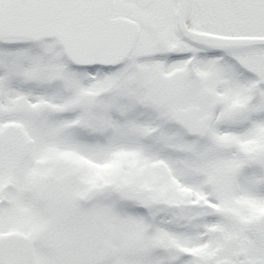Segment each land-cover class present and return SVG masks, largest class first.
<instances>
[{"label": "snow or ice", "instance_id": "obj_1", "mask_svg": "<svg viewBox=\"0 0 264 264\" xmlns=\"http://www.w3.org/2000/svg\"><path fill=\"white\" fill-rule=\"evenodd\" d=\"M0 264H264V0H0Z\"/></svg>", "mask_w": 264, "mask_h": 264}]
</instances>
